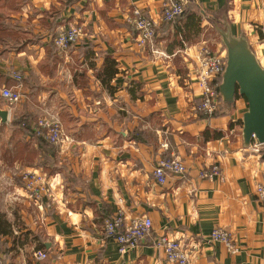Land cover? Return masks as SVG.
<instances>
[{"label":"crops","instance_id":"0c3cea01","mask_svg":"<svg viewBox=\"0 0 264 264\" xmlns=\"http://www.w3.org/2000/svg\"><path fill=\"white\" fill-rule=\"evenodd\" d=\"M184 3V14L166 24L162 0H0L1 26L18 30L0 41V90L19 85L21 95L0 107L8 112L0 121L3 264H170L153 246L162 235L185 246L193 264H264V216L254 198L264 145L256 154L243 144L241 97L219 115L199 114L196 76L201 45L224 49L220 32L245 39L264 70V0ZM136 9L156 24L148 44L129 25ZM70 25L82 40L58 55L52 39ZM20 118L56 120L66 140L50 148L11 126ZM162 155L186 173L159 186L152 172ZM212 165L218 176L200 179ZM34 172L49 176L50 195L39 202L19 178ZM117 212L126 223L152 222L151 236L126 253L102 235ZM215 229L228 232L235 254L208 242ZM37 251L47 258L36 260Z\"/></svg>","mask_w":264,"mask_h":264},{"label":"built area","instance_id":"2783aa9c","mask_svg":"<svg viewBox=\"0 0 264 264\" xmlns=\"http://www.w3.org/2000/svg\"><path fill=\"white\" fill-rule=\"evenodd\" d=\"M184 0H162L161 4V21L166 24L173 23L174 20L184 12ZM129 25L135 31L139 44H148L154 37L156 24L149 20L141 10H134ZM83 31L79 26L70 25L66 30L59 32L52 39V47L59 54H66L72 47L82 40ZM264 49V37L260 40ZM226 55L224 49L218 52H211L205 45L197 50V81L201 90V100L197 111L204 118L213 117L220 106L223 105L219 96V85L221 76L225 67ZM11 79L19 84L21 77L12 73ZM19 85L15 88H3L0 90V97L5 100L9 107L17 105L21 101ZM33 137H41L48 144L53 146L61 145L66 139L61 124L52 119L39 118L32 128ZM263 145L258 144L255 140L249 146L253 153H259ZM186 173L184 164L175 157L162 155L158 158L153 168V179L159 186H163L169 176H182ZM219 169L212 165L209 168H203L199 171L200 179H212L218 176ZM21 182L24 192L28 198L34 202H39L41 197L49 193V181L41 172L26 173L21 176ZM254 198L262 210L264 216V168L261 176L255 186ZM152 222L147 217H139L125 222L121 212L107 218L103 223L102 235L118 246L120 253H126L128 250L139 246L147 237L151 236ZM208 242L222 243L231 254L236 253V246L228 232L215 229L207 238ZM153 246L159 250L170 264H193L189 252L178 240L162 235L153 239ZM33 257L36 260H45L47 255L43 252H34ZM0 264L2 259L0 257Z\"/></svg>","mask_w":264,"mask_h":264},{"label":"water","instance_id":"95a60500","mask_svg":"<svg viewBox=\"0 0 264 264\" xmlns=\"http://www.w3.org/2000/svg\"><path fill=\"white\" fill-rule=\"evenodd\" d=\"M225 49V67L219 85L223 105L231 106L236 97L245 100L247 111L241 119V137L245 147L253 140L264 145V70L243 38L229 32L219 33ZM8 112L0 110V121L6 123Z\"/></svg>","mask_w":264,"mask_h":264},{"label":"trees","instance_id":"16d2710c","mask_svg":"<svg viewBox=\"0 0 264 264\" xmlns=\"http://www.w3.org/2000/svg\"><path fill=\"white\" fill-rule=\"evenodd\" d=\"M183 14H184V12H183ZM10 30H11V26L10 25L6 24L4 26H1V24H0V41L2 43H4L5 39H8L9 41H12V38L15 37L16 34L18 33L17 32L18 30H15V29H13L12 31H10ZM222 109H223V105L220 106L219 111H217L216 114L213 115V117L216 116V115H219L222 112ZM35 124H36V121L28 123L27 121L23 120L22 118H20L19 120H12L11 121V126L14 127V128H17L20 133H23L24 135L25 134H27V135L29 134L31 136H32V132L31 131H32V128L34 127ZM17 134H18V132H17ZM37 141L38 142L39 141H41V142L43 141L46 144V146H50V148H52L51 145L48 144L47 142H45L41 137H37ZM19 158H20V156L16 155V156H14L12 158V160L16 161ZM6 228H7L6 221L0 215V234L1 235L2 234L3 235L8 234L7 231H6Z\"/></svg>","mask_w":264,"mask_h":264},{"label":"rangeland","instance_id":"374dc122","mask_svg":"<svg viewBox=\"0 0 264 264\" xmlns=\"http://www.w3.org/2000/svg\"><path fill=\"white\" fill-rule=\"evenodd\" d=\"M224 51H225V49H224ZM4 105H7V107H8L7 102H6L5 100H3V99L0 97V107H2V106H4ZM50 145H52V144H50ZM10 171H11V170H10ZM10 171H9V172H10ZM4 173H5V171H4ZM43 174L45 175L46 180L49 181V180H48V179H49V178H48L49 176H47L45 173H43ZM22 175H24V174H22ZM22 175H21V176H22ZM21 176L19 177V178H20V181H21ZM21 185H22V182H21ZM3 186H4V189L2 188V191H1V192L4 194L5 197H7V195L9 194V190H8L7 188H5V187H6L5 185H3ZM25 194H26V193H25ZM26 195H27V194H26ZM49 195H50V193H47L46 196L41 197V200H43V199H45V198L47 199ZM27 196H28V195H27ZM13 206H14V205H13Z\"/></svg>","mask_w":264,"mask_h":264}]
</instances>
